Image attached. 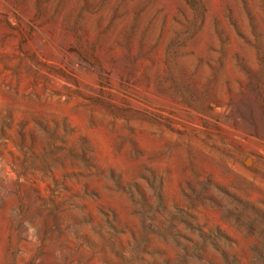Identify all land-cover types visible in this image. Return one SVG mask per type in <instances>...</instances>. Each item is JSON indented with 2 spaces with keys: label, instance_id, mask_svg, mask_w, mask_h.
<instances>
[{
  "label": "rangeland",
  "instance_id": "obj_1",
  "mask_svg": "<svg viewBox=\"0 0 264 264\" xmlns=\"http://www.w3.org/2000/svg\"><path fill=\"white\" fill-rule=\"evenodd\" d=\"M0 264H264V0H0Z\"/></svg>",
  "mask_w": 264,
  "mask_h": 264
}]
</instances>
